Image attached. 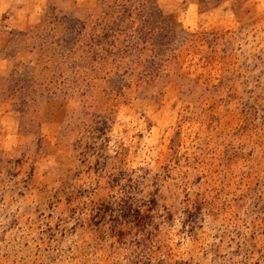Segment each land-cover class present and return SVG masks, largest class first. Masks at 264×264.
Wrapping results in <instances>:
<instances>
[{"label":"rangeland","instance_id":"374dc122","mask_svg":"<svg viewBox=\"0 0 264 264\" xmlns=\"http://www.w3.org/2000/svg\"><path fill=\"white\" fill-rule=\"evenodd\" d=\"M39 3L0 12V264H264V0H152L167 49L147 0Z\"/></svg>","mask_w":264,"mask_h":264},{"label":"crops","instance_id":"0c3cea01","mask_svg":"<svg viewBox=\"0 0 264 264\" xmlns=\"http://www.w3.org/2000/svg\"><path fill=\"white\" fill-rule=\"evenodd\" d=\"M39 4V0H0V12L8 10V28L26 31L35 24ZM3 68L0 61V73Z\"/></svg>","mask_w":264,"mask_h":264},{"label":"trees","instance_id":"16d2710c","mask_svg":"<svg viewBox=\"0 0 264 264\" xmlns=\"http://www.w3.org/2000/svg\"><path fill=\"white\" fill-rule=\"evenodd\" d=\"M147 2H148V5L146 6L147 11H148L147 12V17H152L154 14L157 13L158 17L161 18L162 26H160V29L162 30L163 37L165 38V43H164L165 44V49H167L169 47V45H170V40L167 39L168 38L167 35H169V32H171V30L168 29L167 25L164 23L165 20L163 18V15H162L161 11L158 9L157 5L156 6H154V5L151 6L152 0H147ZM109 30H111V29H109ZM109 37H110V34H108L106 32V33L103 34L102 38L108 39ZM92 42H93V40H92ZM104 46H105V48H104ZM111 46H113L111 43H107V45H102L101 50L105 54H109L111 51L108 48H110ZM90 48H92V46ZM94 54H95V51H94Z\"/></svg>","mask_w":264,"mask_h":264}]
</instances>
